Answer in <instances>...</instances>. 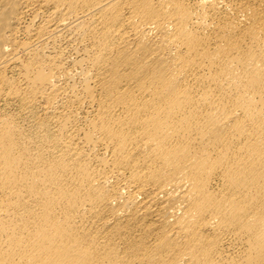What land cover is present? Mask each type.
I'll list each match as a JSON object with an SVG mask.
<instances>
[{"label":"bare ground","instance_id":"6f19581e","mask_svg":"<svg viewBox=\"0 0 264 264\" xmlns=\"http://www.w3.org/2000/svg\"><path fill=\"white\" fill-rule=\"evenodd\" d=\"M0 264H264V0H0Z\"/></svg>","mask_w":264,"mask_h":264},{"label":"rangeland","instance_id":"374dc122","mask_svg":"<svg viewBox=\"0 0 264 264\" xmlns=\"http://www.w3.org/2000/svg\"><path fill=\"white\" fill-rule=\"evenodd\" d=\"M16 109H17V108L14 107V110H16ZM28 115H29V114H28ZM28 115H25L26 117L24 116L25 118H23V123L25 124V126H26L27 128L30 129V128L33 127V126H32V125H33V118H32L31 115H29V116H28ZM27 117H28V118H27ZM26 118H27L28 120H27ZM30 124H32V125L30 126Z\"/></svg>","mask_w":264,"mask_h":264}]
</instances>
